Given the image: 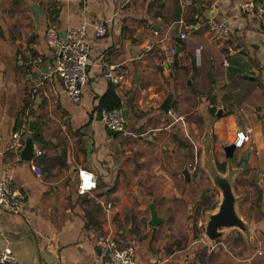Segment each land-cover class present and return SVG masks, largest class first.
I'll use <instances>...</instances> for the list:
<instances>
[{"label": "crops", "instance_id": "crops-1", "mask_svg": "<svg viewBox=\"0 0 264 264\" xmlns=\"http://www.w3.org/2000/svg\"><path fill=\"white\" fill-rule=\"evenodd\" d=\"M256 1L0 0V175L6 171L24 197L16 216L0 208V250L24 264H95L98 250L88 238L107 233L119 247L132 245L136 264H264V187L254 181L264 174V36L251 7ZM206 11L229 35L217 39L202 27L183 46L177 22L203 20ZM96 21L107 22L108 33L91 40L80 95L68 96L55 76L35 89L54 66L47 30L63 35ZM175 45L178 66L168 71L163 62ZM18 54L42 60L30 80L16 65ZM101 61L125 72V80L106 82ZM110 88L127 113L116 137L106 135L99 118ZM24 124L41 139L29 162L20 158L25 137L21 149H9ZM246 129L258 155L229 149ZM209 157L220 174L234 172L237 213L250 225L249 237L230 231L212 250L203 244L204 223L220 195L205 168ZM186 163L190 183L180 175ZM79 170L97 180L83 196ZM150 205L161 219L157 227L149 226Z\"/></svg>", "mask_w": 264, "mask_h": 264}, {"label": "built area", "instance_id": "built-area-1", "mask_svg": "<svg viewBox=\"0 0 264 264\" xmlns=\"http://www.w3.org/2000/svg\"><path fill=\"white\" fill-rule=\"evenodd\" d=\"M61 1V0H58ZM256 18L261 23V32L264 36V0H257L251 5ZM90 26V27H89ZM177 37L183 46L191 43L193 36L202 28L207 27L213 37L220 39L229 35V27L214 19L199 20L195 23L187 24L184 21L177 22ZM88 29L92 30L91 37L88 36ZM107 22L96 21L92 24L83 23L78 28L69 29L61 35L54 29H49L45 33L44 41L46 46L55 53L54 66L47 73L41 74V81L35 85L39 88L43 82L51 77L58 78L63 85L64 92L71 98L76 99L80 95L81 87L85 84L87 78L88 56L91 48V40H101L107 36ZM156 36L157 33L153 32ZM150 48L147 49L149 51ZM201 50V48H200ZM177 52L174 47L166 51V57L163 65L173 64ZM42 60L39 57L28 56L25 58L22 54L16 56V65L25 68L27 77H30L41 66ZM100 68L103 70V79L112 86H118L125 80V72L117 66L109 65L105 61L100 62ZM33 99V98H32ZM101 121L105 127L116 135L122 134L126 128V118L122 109L112 111H100ZM28 133L26 124L16 129L11 136L9 149L18 151L23 147L24 137ZM236 150L246 149L248 153L258 155L255 142L252 138V130L246 129L237 131L232 143ZM34 157H37L35 154ZM36 167H33L35 170ZM77 194L83 196L97 187V180L93 173L86 170L78 171ZM7 172L3 171L0 175V208L11 215H18L24 203L23 195L13 187L7 177ZM264 181V174L257 176ZM111 206H107V210ZM203 244L214 249V244L203 238ZM88 244L94 250H98L95 257V264H136L134 259V249L131 244L119 247L116 239L111 234H97L88 238ZM261 255L260 253H258ZM0 264H24L13 256L10 249L0 250ZM185 264H191V261H185Z\"/></svg>", "mask_w": 264, "mask_h": 264}, {"label": "water", "instance_id": "water-1", "mask_svg": "<svg viewBox=\"0 0 264 264\" xmlns=\"http://www.w3.org/2000/svg\"><path fill=\"white\" fill-rule=\"evenodd\" d=\"M205 20H210L214 17V13L206 11L204 14ZM176 52L179 53V46L175 45ZM165 69L169 71V65H165ZM172 95H168L160 107V110L167 114L170 111L172 106ZM222 111L218 110L216 117L219 118ZM123 114L127 120V113L123 111ZM99 118L101 116L99 115ZM105 133L108 137L115 136L116 134L110 131L107 127H104ZM234 150V146L229 148ZM36 154L35 142L32 138V129L28 130L27 135L25 136L24 147L20 152V158L22 161L29 162L31 161ZM248 159V153L244 155V160L241 165V168H244L245 163ZM188 163H186L183 170L180 172V175L183 177L185 183H190L191 175L188 170ZM205 168L209 174V178L212 181L214 188L219 192L220 200L216 206V211L206 215L204 223V237L211 244L216 243L219 240H223L230 231H238L245 237L250 235V225L249 223L243 221L237 213V203L239 199L236 197L233 191V177L234 172L231 171V168L227 169L226 175L219 173L216 166L212 163V158H208L205 162ZM255 183L259 187H264V181L260 178L254 179ZM206 195V191L202 192V195L199 201H202ZM149 211L151 218L149 221V226L157 227L161 219L157 217L156 212L154 211L153 205L149 206Z\"/></svg>", "mask_w": 264, "mask_h": 264}, {"label": "trees", "instance_id": "trees-1", "mask_svg": "<svg viewBox=\"0 0 264 264\" xmlns=\"http://www.w3.org/2000/svg\"><path fill=\"white\" fill-rule=\"evenodd\" d=\"M173 67L175 66H178L176 64V61L174 60L173 61ZM25 106H27V102H25ZM98 109H99V112L102 111V110H106V111H112V110H115V109H122V104H121V101L120 99L118 98V96L116 95L115 91L113 88H110L106 94L101 98L100 102H99V105H98ZM209 113L211 115H214L215 114V109H210L209 110ZM116 137V135L114 136ZM33 139L35 142L39 143L41 141L39 135L36 133V131L33 133ZM220 169V167H219ZM221 171H223V169H220ZM209 200L208 199H205L203 202L207 203ZM212 208L213 207V204H212Z\"/></svg>", "mask_w": 264, "mask_h": 264}, {"label": "rangeland", "instance_id": "rangeland-1", "mask_svg": "<svg viewBox=\"0 0 264 264\" xmlns=\"http://www.w3.org/2000/svg\"><path fill=\"white\" fill-rule=\"evenodd\" d=\"M177 147H179V145Z\"/></svg>", "mask_w": 264, "mask_h": 264}]
</instances>
